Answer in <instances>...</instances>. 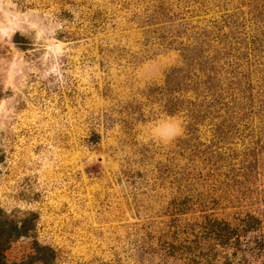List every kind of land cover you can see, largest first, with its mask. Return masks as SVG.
Masks as SVG:
<instances>
[{
	"label": "rangeland",
	"instance_id": "374dc122",
	"mask_svg": "<svg viewBox=\"0 0 264 264\" xmlns=\"http://www.w3.org/2000/svg\"><path fill=\"white\" fill-rule=\"evenodd\" d=\"M0 211L12 260L264 264V0H0Z\"/></svg>",
	"mask_w": 264,
	"mask_h": 264
},
{
	"label": "trees",
	"instance_id": "16d2710c",
	"mask_svg": "<svg viewBox=\"0 0 264 264\" xmlns=\"http://www.w3.org/2000/svg\"><path fill=\"white\" fill-rule=\"evenodd\" d=\"M0 211V264H30L32 262H41L47 264L51 258L52 254L50 249L47 248H36L38 253H42L41 257H28L20 260H12L8 257V252L11 249L12 243H14L21 236H24L25 225L17 224L9 219L3 217ZM259 220L248 216L244 221H242V227L245 229H252L258 226ZM45 253H49V256H46Z\"/></svg>",
	"mask_w": 264,
	"mask_h": 264
}]
</instances>
